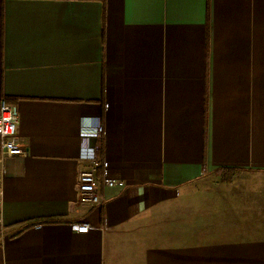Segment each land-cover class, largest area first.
I'll return each mask as SVG.
<instances>
[{"label": "crops", "instance_id": "1", "mask_svg": "<svg viewBox=\"0 0 264 264\" xmlns=\"http://www.w3.org/2000/svg\"><path fill=\"white\" fill-rule=\"evenodd\" d=\"M1 98L27 155L0 162V264H168L184 227L264 232V0H0ZM96 117L123 182L100 207L76 188Z\"/></svg>", "mask_w": 264, "mask_h": 264}, {"label": "built area", "instance_id": "2", "mask_svg": "<svg viewBox=\"0 0 264 264\" xmlns=\"http://www.w3.org/2000/svg\"><path fill=\"white\" fill-rule=\"evenodd\" d=\"M106 19L109 16L106 15ZM104 103V108L108 107ZM18 115L14 106L0 99V162L7 156H26L27 151L19 141L17 134ZM80 133L82 135L81 145L84 149L91 151L87 164L79 167L76 176V188L82 202L100 207L103 204V196L100 187H112L123 185L121 180L113 178L109 174V163L103 157L98 156L100 149L95 141L101 140L104 136V128L100 117L83 118L81 121ZM89 137L95 139L93 142ZM2 191V177L0 176V194ZM75 231L86 232L87 224L74 225Z\"/></svg>", "mask_w": 264, "mask_h": 264}, {"label": "rangeland", "instance_id": "3", "mask_svg": "<svg viewBox=\"0 0 264 264\" xmlns=\"http://www.w3.org/2000/svg\"><path fill=\"white\" fill-rule=\"evenodd\" d=\"M208 188H211V186L206 184V186L203 185L200 189L198 188L188 193L186 197L190 198V202H188L189 210L197 208L199 199L201 200L203 197L204 189ZM181 203L180 199H177L176 202L163 208L180 209ZM225 208L228 210V206ZM215 211L218 210L216 209ZM192 228L193 227H184L181 229V232L176 230L175 234L177 237H180V239L167 237L166 244H168V252H173L175 249L177 251L179 250L178 256L169 259L167 261L168 264L185 263L186 259H183V257L186 256V254L190 257V264H264V239L262 237L264 232H259V234L238 235L236 243H239V247L236 249L231 246L232 244H229V242L234 240V237L225 235L228 233H223L222 231H224V229L222 227L220 228L217 225L211 227V224L208 222L206 230L211 233V235L205 236L200 243L198 242V237L195 238L190 234V229ZM196 230L201 232L200 228ZM186 237L189 239L192 238V240H186ZM243 239H245V243L241 244ZM251 241H254V243Z\"/></svg>", "mask_w": 264, "mask_h": 264}, {"label": "trees", "instance_id": "4", "mask_svg": "<svg viewBox=\"0 0 264 264\" xmlns=\"http://www.w3.org/2000/svg\"><path fill=\"white\" fill-rule=\"evenodd\" d=\"M218 171H220V179L224 182H230L235 172V170L231 168H223V169H219ZM38 222L43 223V222H48V220L32 221V222L26 223L25 227L37 224Z\"/></svg>", "mask_w": 264, "mask_h": 264}]
</instances>
